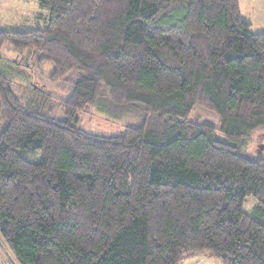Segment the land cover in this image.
<instances>
[{"label":"trees","instance_id":"obj_1","mask_svg":"<svg viewBox=\"0 0 264 264\" xmlns=\"http://www.w3.org/2000/svg\"><path fill=\"white\" fill-rule=\"evenodd\" d=\"M38 6L46 27L0 30V52L70 74L71 92L33 85L24 102L0 71V237L18 263L264 264V156L245 152L264 128V33L239 0ZM88 106L141 123L91 134ZM195 107L218 125L190 121Z\"/></svg>","mask_w":264,"mask_h":264},{"label":"rangeland","instance_id":"obj_2","mask_svg":"<svg viewBox=\"0 0 264 264\" xmlns=\"http://www.w3.org/2000/svg\"><path fill=\"white\" fill-rule=\"evenodd\" d=\"M242 18L251 24L253 33H264V0H239ZM49 12L41 10L38 0H0V30L44 29L47 25ZM37 57L32 58L29 52L19 56L8 45L0 52V71L13 81L12 90L26 102L33 92L30 87L35 85L37 92L65 99L70 95L71 87L67 75L63 82H51L48 78L53 68L50 64L39 65ZM52 116L61 118L63 112L54 107ZM78 127L95 135H118L127 127L138 126L139 117H123L111 119L94 107L88 106L78 113ZM192 122L209 121L218 125V117L200 107H195L188 117ZM3 121L0 117V131ZM264 128L256 130L248 142L245 152L249 155L264 156ZM38 161V158H37ZM250 206V205H249ZM248 209V208H247ZM0 264H19L4 239L0 237ZM179 264H220L207 253H198L185 258Z\"/></svg>","mask_w":264,"mask_h":264},{"label":"flooded vegetation","instance_id":"obj_3","mask_svg":"<svg viewBox=\"0 0 264 264\" xmlns=\"http://www.w3.org/2000/svg\"><path fill=\"white\" fill-rule=\"evenodd\" d=\"M261 145H259L258 147H260ZM260 148H263L264 149V147L262 146V147H260Z\"/></svg>","mask_w":264,"mask_h":264}]
</instances>
